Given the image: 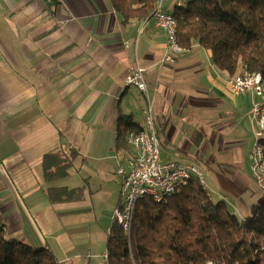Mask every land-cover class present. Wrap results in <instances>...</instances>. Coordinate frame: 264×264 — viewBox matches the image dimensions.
<instances>
[{"label": "crops", "instance_id": "0c3cea01", "mask_svg": "<svg viewBox=\"0 0 264 264\" xmlns=\"http://www.w3.org/2000/svg\"><path fill=\"white\" fill-rule=\"evenodd\" d=\"M177 1L161 7L172 13ZM165 53L166 34L152 16L122 25L110 0H0V226L7 240L46 249L59 264H98L102 254L78 250L80 217L105 219L118 207L116 171L132 153L115 149L117 118L129 115L143 127L148 105L159 148L171 141L166 126L174 138L176 160L160 151L161 160L203 163L218 201L238 218L249 216L260 190L250 170L251 110L261 100L230 94L229 78L196 43L171 63H162ZM136 64L146 94L125 84ZM70 151L77 157L67 178L44 182L43 158ZM58 189H81V198L52 204L47 194Z\"/></svg>", "mask_w": 264, "mask_h": 264}, {"label": "trees", "instance_id": "16d2710c", "mask_svg": "<svg viewBox=\"0 0 264 264\" xmlns=\"http://www.w3.org/2000/svg\"><path fill=\"white\" fill-rule=\"evenodd\" d=\"M125 25L154 13L155 0H110ZM177 41L186 50L194 43L228 78L259 74L264 80V0H192L172 12ZM115 149L127 150V136L143 130L119 113ZM264 149V138L260 139ZM73 151L46 155L44 182L67 178ZM82 190H50V203L77 201ZM107 264H264V194L249 216L238 218L224 201L214 202L195 179L155 203L140 200L130 233L112 223L106 241ZM0 264H59L46 249L7 240L0 226Z\"/></svg>", "mask_w": 264, "mask_h": 264}, {"label": "built area", "instance_id": "2783aa9c", "mask_svg": "<svg viewBox=\"0 0 264 264\" xmlns=\"http://www.w3.org/2000/svg\"><path fill=\"white\" fill-rule=\"evenodd\" d=\"M162 0H155L152 18L157 28L166 34V53L162 63H171L173 57L182 55L186 49L177 41V24L172 13L161 7ZM186 0H178L176 8H182ZM125 84L136 87L143 94L147 93L144 81V70L137 64L125 79ZM232 95L249 93L261 101L254 104L251 120L255 127V141L251 150L250 170L254 181L264 194V149L260 139L264 138V80L259 74L238 75L225 81ZM143 130L130 133L127 145L132 149V156L116 171L121 178L120 202L112 214V223L119 225L128 236L137 203L149 198L155 203L178 191L188 180L195 179L199 186L206 190L203 174L200 169L190 163L162 162L159 155V143L156 136L154 117L148 105L144 114ZM107 263L108 253L102 255Z\"/></svg>", "mask_w": 264, "mask_h": 264}, {"label": "rangeland", "instance_id": "374dc122", "mask_svg": "<svg viewBox=\"0 0 264 264\" xmlns=\"http://www.w3.org/2000/svg\"><path fill=\"white\" fill-rule=\"evenodd\" d=\"M187 50H185L186 52ZM184 52V53H185ZM183 53V54H184ZM256 74V73H255ZM128 86V85H127ZM131 90H133L132 86H128ZM147 87V86H146ZM246 94V93H243ZM150 106V105H149ZM147 108L145 109V111L143 112V118H144V114L146 112ZM152 111V110H151ZM164 134L166 136H168L167 138L170 139L171 141L165 145H160L159 148V155H160V151L162 154V159L165 156L166 158H164L163 160H176L174 159L175 156L173 153H171L170 149L174 146V142H172V138L171 137V128H167V126L163 129ZM157 136V134H156ZM158 140V139H157ZM255 141V137L253 140V143ZM188 145H192V146H196V143H193L192 141L188 142ZM253 146V144H252ZM252 150V148H251ZM127 151L132 153V149L128 146ZM230 161L233 163V160L231 158H229ZM160 160H161V155H160ZM162 161V160H161ZM180 162H187L190 164H195V166L199 167V169L201 170L202 174H203V178L205 180L206 186H207V190L206 193L211 197V199L214 202L218 201V198L216 196V192L211 188L210 184H209V179L212 177L211 175V170L210 169H206V167L203 165V163L200 162H195L191 159H182L180 158V160H177ZM162 162H174V161H162ZM213 169L217 170L218 168L221 169V164H214L213 165ZM218 167V168H217ZM248 176L249 173L247 172ZM121 179V178H120ZM122 184V182H121ZM249 196V195H246ZM262 193L261 191H257V193L255 194V198L252 200L253 203L257 202V198L261 197ZM257 199V200H256ZM229 209V208H228ZM231 211V210H230ZM114 210H112L111 215L108 217L107 213L104 218H101L98 214L96 216H94L91 212H84L82 214V216L80 217L81 222L78 226V231L76 232V240L81 242L78 246V250H80V252H82V250L84 249L85 251V255H87V250L89 249V246L91 247V249L93 250V253H95L96 255H103V252L105 251V246H106V241H107V236H108V232L110 230L111 224H112V214H113ZM97 220V223L94 224V220ZM90 240V242L88 243V241ZM42 245L37 244V246L35 247H41ZM53 250L55 251V248L52 246ZM84 255V257H86ZM102 257V256H101ZM98 260H94L96 263L98 264H104L103 262V258L102 260L97 258ZM103 261V262H102Z\"/></svg>", "mask_w": 264, "mask_h": 264}]
</instances>
